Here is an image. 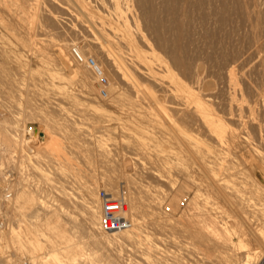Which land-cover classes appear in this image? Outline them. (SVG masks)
Masks as SVG:
<instances>
[{
	"label": "bare ground",
	"instance_id": "obj_1",
	"mask_svg": "<svg viewBox=\"0 0 264 264\" xmlns=\"http://www.w3.org/2000/svg\"><path fill=\"white\" fill-rule=\"evenodd\" d=\"M44 1L45 0H0V42H1V38H2L3 35L16 36V35L24 34L23 36H21L22 43L25 44V45L28 44L29 41L31 40L30 35L33 32V30L35 31L37 26L39 25V27H40V25H41V24H38V23H40V20H41V18L39 17V15H40L39 8H40L41 4L44 5ZM47 1H49V0H47ZM51 1H54V0H51ZM70 1L73 2L75 9L78 11V14H74V12H72L71 10L68 9L69 7L67 8L69 10L68 14L70 15V17H72L74 19H77L78 20L77 22L82 24L87 29V32H90V35H91V33L93 34L94 38H93L92 41L95 43L96 46L100 45V48H102L101 49L102 52L104 54H106L107 57L114 51L113 49L119 50V49H117L115 47H118V46H119V48L122 47L121 45H119L122 42L118 41V42H120L118 44V43L112 42V41H114V40H112L111 41V45L109 46V48H105L104 44H103L105 42L103 40L109 41L110 40L109 39V34L111 35V33H113V35L114 34L117 35L118 37L120 36L124 40V46L126 45L127 49L125 48V50H121L122 51L121 53H117L118 51L115 52L118 55H115L113 53L114 54V58H111L110 60L113 62L114 65L113 64L112 65L115 66V70L117 69L118 72H121V69L124 70L123 73H122V74H124L122 76L124 78L123 85H125V87H127L129 89V92L131 91L130 95L133 96L132 92L136 93V95H137V93L138 94H143L149 101V106L148 107L153 108V109L154 108L158 109L160 107L159 106V102L157 103V100H156L157 98L159 100H161L162 98H166L173 105L174 109L176 110V111L175 110L174 111H175V113H177V115H175L174 117L178 119L177 116L179 114L180 123H178L179 121H177L178 124L174 127V130L172 129L173 134H170L171 132L170 133L164 132L163 127H162L163 125L162 126H160L158 124L154 125L156 128H158V131L160 132V134L161 133L163 134L162 138L154 139V138L145 137L139 131V127L140 126L138 124H132V123H128V122H125V121L124 122H120L119 121L118 123H115V120H117V118L114 117L115 115L113 116L111 114H106V112H104V115L106 114L105 115L106 118L104 117L103 121L102 120L101 121L95 120L97 122H95L92 126L88 125L89 128L85 127L83 124L76 125L74 127L75 128L74 131L72 133H70L68 131L69 133H67V136L65 134L64 137L67 138L69 136L68 139H71V138L73 139L75 137L76 138H79V137L84 138L85 142L86 141L89 142L87 150L85 149L86 151H88L89 155L92 156V157L95 156L97 158H101V160H105V163H106V160L111 159V152H112L111 150H114V151L118 152L117 149L118 148H122V150L125 151V152H121V154L123 153V155H121V159H122L123 165L129 164V163H134L136 166L141 168V171L143 170L152 179H154V178L155 179H161V172L160 171L164 167L162 166L161 170L158 171L157 167H158L159 164L160 165L161 164L169 165L172 169H174L175 174H177V176H179V178L180 177L183 178L182 182L179 181L180 182V186H179L178 190H180V191H178V192L180 193L181 191H187L188 193H192L193 196H192V198H190L191 199L190 202L187 201L188 205L187 206L185 205L187 209L186 210L183 209L184 214H183V217H182V220L180 221V223H174L172 221V219H171L172 217L168 215L170 213L167 214V212L164 211L165 209L163 210V208H162L163 204L165 203V199H166V197L168 195L167 192H165L163 190L161 191V190H158V189L156 190L155 189L156 193L151 194V192L147 188L145 189L144 187H141L139 185L138 189H140V187H141V190H142L141 192L144 191L145 194L147 193L149 195V197L147 195L148 203L145 202V205H144V202L142 203L141 200H138L140 196L139 197L136 196V195H141V192L139 193V191L135 192L133 190L134 194H132V192H131L132 189L131 188L129 189L128 186L126 187L125 184L129 180H126L124 185H123L121 183L122 180H121V182H120L121 184H120L118 181H115L113 179H108V180L105 179L106 185L104 184V186L106 187V189L111 194H113L114 196H125L126 200L128 201V209H127L126 215L131 219L132 225L129 228L123 229V230H120V231L103 232L100 229V220H101V205L100 204H101V199H100V197L98 198V194H99L98 186L101 183H99L97 180L93 179L94 181L93 180L91 181V179H89V178L87 179L86 178L87 180H85L84 185L81 186V184H80L82 191L81 192H79V191L76 192L78 194L76 196L74 195V193H75L74 192L73 193L74 196H73L72 195L73 191H71L70 188L71 189L74 188L75 185L72 184L74 187H72V185H71V187H66V186H64L65 184H61L60 182L64 183L65 181L66 182L68 181L69 177H67L68 175L66 174L65 171H63V169H65L68 166H72L74 163L72 164V161H71L72 159L70 158V156H68V154H70V153L67 154V150L65 149L66 143L58 138V136L56 134L57 132L53 129L52 124L49 121H47V120H45V122H44V124L46 126V132H47V135H46L47 136V141L43 144V143H41L40 140H38V136L40 134L39 127L36 126V127L32 128V129L30 128V130H27V129L23 128L24 127V126H22L23 123L20 121V118L18 117L19 115H16L17 113L16 114H15V112L11 113L13 111L9 112L8 111L9 108L8 109L5 108V109H7L6 111H8V113H5L6 111L3 112V108L2 107H4L3 105H5V103H4V101L2 99H0V139L2 140V142L4 144L3 146H0L1 153L2 154H8V153L10 154L11 153L12 154V155L8 156V160L10 162L12 161L13 164L16 167L18 166L17 167L18 168V172H20L19 171V166L21 165L22 161L24 160L20 156H23V155L29 156L31 160L35 161V162L32 161L33 165L35 166V168L37 167L38 169L41 170L42 174L44 175L43 179L45 178V181L47 183H49L51 186L53 184V181H55V179H56V178H54V177H56V175L54 176V175L50 174L52 172L51 169L46 168L44 166H43L44 168L41 167V164L39 163L40 158L41 159L45 158V160H43V161H46L48 166L51 165L52 166L51 168H54L56 170V172H60V174H61V171H58V170H62L66 174L64 176L67 177L65 179V177L61 174L63 176V178L65 179V181L62 180L63 179L62 176H59V178L60 177L62 178L61 179L62 181L60 180V182H58V184L59 183L60 184L56 185L57 184L56 181L54 182V184L56 185L55 189H57L55 191H58V193L61 195L60 197L63 198L62 200H64L63 202L65 204H67V206L64 205V203H60V204H58L57 202L56 203H49L50 201L48 202L47 200H44L42 202L39 200L37 205L40 208H42V210H43V213H42L43 214V217H42L43 219L40 221V223H36V222L33 223V221H31L32 223H29V224H28V222H29L28 220H27L28 221L27 224L25 223L26 219L24 217H25L26 213L24 212L25 211L24 209L27 207L26 209L28 210L29 209L28 206H33L31 204H34V200H38L36 198V196L39 195V194L35 195L34 192H36V191H32L29 188H27L28 185L27 186L25 185L26 182H25V184L23 186H21L19 184L21 177H20V179L18 178L17 180L14 179L13 182L8 180L7 178H4V181H8L7 183L9 185H8L7 189H4V188H2L0 186V207L2 208V205H4V208H5V206L8 207L11 211H13V214H17L19 212V214H21V217L19 216V218H20V220L22 222L21 223V222L18 221V225L16 227L13 226V225H11V226L7 225V226L10 227L8 229L9 230V235H8L9 238H11L12 241H14V242H18L19 246L18 245L17 246L19 247V250L22 253H24L25 250L34 253L35 249L43 247L42 244H41V239H43L44 236H41V235H45L46 238H45V241L44 240L43 241L47 242V244H49L47 246H49L50 249L47 250L42 257H40L38 255H32V259L30 260V262H28L26 260L24 261L22 259V257H21L22 254L18 255V253L15 254L16 255L15 257L11 256L12 257L11 260L6 262V261H4V260L2 261L0 259V262L2 264H41V262L43 263L45 261L48 264H187V263H185V261H184V263L181 262V258L182 257H179V254H177L176 251H173V249L169 250L167 247L166 248L165 247H161L159 244L163 243V242H165L166 244L172 245L173 247H177V248H178V246L180 244H185L187 246V248L189 247L190 249H186L187 253H182V254H187V255H189L192 258L191 261L194 260V263L191 262V264H253L254 262L252 260H253L254 256H260L259 258H261V256H262L263 259H264V236H261V235L260 236H256V235L253 236V239L255 241H257L258 245L256 247H249L248 244L245 242L244 235L246 233L245 234H239L238 237H237V234L235 236L234 232H236V231L232 229L233 227H231V224H233V223H230L231 222L230 218H227L226 215H225L227 213L226 210H232V213H233V212H235L236 208H239V206H240V208L244 209L246 206L244 204V207H243L241 202H243V200H244V202H246V204H247L249 202V200H250L249 198H251V199L253 198L252 196L249 197V195H248L249 198L246 196L247 197L246 199H249L248 202L245 201V199H243V200H242V198L240 199V197L243 196L244 193H241L242 195L241 194L239 195V192L241 190L239 183H240V180L242 181L243 179H245V181H246V178H244V174H245L248 177H251L252 180L255 181L256 185H257L258 179L254 175L255 172L253 174L250 171L251 169H249V166H250V164L252 163V160H253V157H252L253 153H252L251 150H254L256 152L257 156H260L259 158H261L262 160L264 159V157L262 158L261 156H264V154L261 155L260 151L256 148L258 146L255 147V145L252 144L253 142L251 141L250 134H248V132H245L243 130L242 126L237 128V127H232L233 125L231 126V124H230V126L228 124L226 125L219 117H214L212 115L211 109L214 108V107H211V105H210L212 103V100H211L212 98H210L206 94H201V92L199 93L197 90L193 89L197 85V83H196L195 86H190V84L187 83L188 80H186V79L189 76H187L186 72L189 73V75H190L191 71H185L184 69L183 70L185 72L183 70H181L179 72L175 71V69H174L175 65H177L176 69L178 68V70H179V68L181 66H184V62H183L182 58H180L182 60H177L181 56V54H180V56H179V54H175V57L179 56L178 58H175L174 56L171 55L172 58L174 57L176 59V60H174V61H176V63H174L173 61H171V59L169 60L167 58V57L171 58L170 55L166 57L165 55L163 56V54H161L163 51L165 52V50L167 48L170 50V46L167 47V48L165 47L166 49L164 48L165 50L163 49V51L160 53V51H158L160 49L159 43H158V48H157L156 47L157 45L155 46L154 42L151 41L152 38L151 39L149 38L150 35L148 36V34L145 33L144 29L139 24V16H140L141 12H142V15L143 14L146 15L148 13L147 14L148 15L147 18H150L149 16L151 14L149 12H147L146 10H149L147 8L149 6H151V5H153L151 3L156 2V1L155 0H70ZM157 1H159V0H157ZM196 1H197L196 3H200L198 0H196ZM65 2L66 1H64V3ZM133 2H135L136 8H133L134 7L133 6L134 5ZM171 2L173 3L172 0H171ZM187 3L189 4L190 2L187 1ZM50 5H52V4H50ZM174 5H175V3H174ZM186 5L187 4H185L184 7L188 6V5L187 6ZM153 6H155V5H153ZM160 6L158 5V6L153 7V10L156 7H160ZM167 6H169V5H167ZM167 6H165V7H167ZM51 7H55V6L53 5ZM182 8H183V3H182ZM189 8L190 7H188L187 10H186V8H184L183 10L184 11L186 10V11L189 12V10H191V8L190 9ZM198 8L200 9L201 7H198ZM222 8H223V6H222ZM183 10L181 9V11H183ZM49 11H48V14H49ZM137 11H139V12H137ZM145 11H146V13H145ZM169 11H172V10L170 9ZM174 11H175V9H174ZM252 11H254V9ZM162 12H163V10H162ZM46 13L42 14V16L46 15ZM55 13H56V11H55ZM153 13H155V12H153ZM184 13H187V12H184ZM50 14H51V12H50ZM189 14H191V13H188V15ZM163 15H165V14H163ZM167 16L168 15H166V17ZM46 17L47 16H45L44 19H46ZM173 17L174 16H172V18ZM177 17L178 16H176V18ZM190 18H191V15H190ZM63 19H61V20H63ZM152 19H155V18H152ZM157 19H158V17L156 18V20ZM166 19H168V18H166ZM166 19H164V20H166ZM61 20H59V23H60ZM131 20H132V22H131ZM52 21L53 22L55 21L57 23V24L56 23L55 24L58 27V25H59L58 24V20L56 18H54ZM161 21L162 20L160 19V22ZM169 21H171V18H170ZM173 21H175V19H173ZM182 21H184V20H182ZM182 21H180V22L178 21L177 24L181 23ZM42 22H43V24H45L44 21H42ZM45 22H46V20H45ZM79 23H78V25H79ZM155 23H157V22H155ZM166 23H168V22H166ZM171 23H172V21H171ZM180 25H182V24H180ZM43 26H45V25H43ZM43 26H42V28H39V30L46 27V26L45 27H43ZM59 27H61V23H60ZM48 28H49V26H48ZM37 29H36V31H37ZM164 29L166 30L168 28L165 26ZM150 30H152V28ZM156 30H159V28L158 29L156 28ZM171 30L173 31V28ZM179 30H181V29H179ZM38 31H37V33H38L37 36L39 35ZM47 31H49V29ZM84 31H81V32H84ZM167 31H169V30H166V32ZM177 31H178V29H177ZM159 32L161 33V31H159ZM169 32H168V34H169ZM163 33H165V32H163ZM180 33L177 34L178 37H179V35H182V33L181 34ZM165 34H167V33H165ZM183 34H185V33H183ZM246 34H247V32H246ZM54 35H56V34L54 33ZM78 35H80V34H78ZM170 35H172V34L170 33ZM173 35L175 36L176 34H173ZM164 36H166V35H164ZM174 36H172V37H174ZM182 36L185 37V35H182ZM182 36L180 37V39L182 38ZM41 38H39V39H41ZM167 38L170 39L169 37H167ZM53 39H55V38H53ZM65 39H67V38H65ZM99 39H102L103 43H101L99 41ZM163 39H164V37L162 38V40ZM180 39H178V41ZM152 40H154V39H152ZM164 40L167 41L166 38ZM40 41H42V40H40ZM40 41H38V42H40ZM135 41L136 42L137 41L140 42L139 45L135 44L134 43ZM154 41L156 42V40H154ZM38 42H36V43H38ZM45 42L48 43V40L45 41ZM168 42H170V40ZM171 42H172V44H175V42H177V39H176V41L174 43H173V41H171ZM62 43H63V40H62L61 44ZM88 43L90 45L89 40H88ZM88 43H87V48H88ZM164 43H165V41H164ZM179 43L175 44V45H178V46L180 44L184 45V43H180V44ZM2 44L0 43V86H1V83L6 82L5 84L9 85V87L8 86L7 87L9 88V91L12 93V92L16 91L20 87L19 84L21 85V83L23 82L22 80H21L22 82H20L18 80L20 83L18 82V84H17L16 81H15V78L12 77L14 74L11 75L13 69H17V68L21 67L20 66V60L18 59L19 57H16V56L12 57V54H14V53L11 52V55H10L8 53L10 49H8L5 45H2ZM51 44H53V46L56 45L54 41ZM58 44H60V42ZM160 44H161V42H160ZM66 45L62 46L64 49L61 46H55L53 48V50L56 53L55 55L58 58L59 64L61 63L60 65H57V66H61L62 64H64L65 67L67 66L68 67L67 69H69L67 72L66 71H61V70H65L66 69V68L65 69L62 68L63 65L61 66L62 69L61 68H58V69L54 68L53 69V68H51L49 66V65H51L50 61L48 62V60H46L44 58L41 59V61H42L41 65L44 64L48 68V70H50L48 72V74H49V76H50L52 81H51V83L49 82L51 84L50 85L51 87L49 86L48 88L51 91L55 90L56 87L58 86L57 85V80L60 81V82H61V80H67L68 81V79L70 81L73 78H81L82 80L83 79L86 80V78H87V80H88L87 72L89 71V69L86 67V65L89 64V62L86 61L87 64H85L86 62L83 61V60H85L84 59V54L75 45H72V47H71V43L68 44L71 47V50H69L68 49L69 47H67V49L70 51V54L73 52L74 55H76L79 60H82L81 64H79L77 62V60H76V62H75L76 64H75L73 62V61H75V59L73 60L69 56L68 52L65 51V48H66L65 46ZM170 45H171V43H170ZM42 46H44V44ZM162 47H163V45H162ZM181 47L178 48V50L181 49ZM50 48H46L45 47V50L48 49L50 51ZM173 48H171V49H173ZM24 49H25V47H24ZM168 49H167L168 52L166 54H169V50ZM188 49L190 50L191 47H189ZM51 50H52V48H51ZM182 50H186V48H182ZM32 51H33V49H32ZM34 52H36V51L34 50ZM186 52L188 53V50ZM190 52L191 51H189L188 54H190ZM59 53L64 56L63 57L64 60L61 59V57H59V55H58ZM179 53H182L184 55L183 52L179 51ZM71 56H73V54ZM188 56L189 55H186V57H188ZM98 57H99V55H98ZM116 57L119 58V60ZM182 57H184V56H182ZM186 57H184V59ZM189 57L191 58V56H189ZM74 58H76V57H74ZM115 58H116V60L118 62L115 60ZM35 59H37V58L35 57ZM10 60L13 61V64L11 63ZM8 61L13 66L9 65L10 66L9 67L8 65H5V64H7L6 62H8ZM186 61H188V60H186ZM192 63L194 64L195 62H192ZM99 64H98V66H99ZM113 66H111V69H112ZM189 66L187 67L188 69H189ZM104 67H106V65ZM104 67H102V68L104 69ZM184 67H186V66H184ZM184 67H182V68H184ZM194 67H195V65L192 66V68H194ZM11 68H13V69H11ZM187 68H185V69H187ZM192 70L195 71L194 69H192ZM17 71H18V69H17ZM104 71H103V73H104ZM128 71L130 72V75H129V77H126L125 74L126 73L128 74ZM193 71H192L193 75L197 73V72L195 73ZM18 73H21V72H18ZM89 73H91V72H89ZM117 75H118V73H117ZM117 75L115 77H117ZM118 76H120V74ZM122 77H121V79H123ZM33 78H34V76H33ZM36 78H38V77L36 76L34 78V80ZM91 78H92V76H91ZM225 78H227V77H225ZM72 81H70V82H72ZM60 82H58V83H60ZM191 82H193V81H191ZM41 83H42V81H41ZM85 84H87L86 81H85ZM115 84L117 85V83H115ZM23 86H24V84H23ZM58 87H60V89H61V86H58ZM118 87H119V84H118ZM34 88L35 89L37 88L36 85H35ZM34 88H33V90H35ZM43 89H45V88H43ZM30 90H28V91L30 92ZM69 90H70V87H69ZM203 90H202V92H203ZM39 91H41V89ZM95 91H96V89H95ZM18 92H20V91H18ZM36 92H35V94H37ZM204 92L206 93V91H204ZM262 92H264V91H262ZM39 94H40V92H39ZM30 95L32 96V93ZM136 95L134 94L133 97L136 98ZM115 96H116V94H115ZM138 96L140 97V95H138ZM39 97H41V96H39ZM50 97H52V96H50ZM117 97H118V95H117ZM117 97L116 98H110L109 100L107 99L108 103L112 104V105H114L116 107L124 108L125 105L128 104L125 101L126 99L122 100V99H120L121 97H119V98H117ZM133 97H131V99ZM32 98H33V96H32ZM42 98H43V95H42ZM142 98H144V97H142ZM129 99H130V97H129ZM32 100H30V101H32ZM27 101H28V99H27ZM63 101H64V99H63ZM128 101H130V100H128ZM231 101L232 100H230V102ZM35 102H36V100H35ZM137 102H139V101L137 100ZM6 103H8V102L6 101ZM135 103H134V100H133L132 102L130 101L129 104H130V106H135V105L139 104V103H136V104ZM36 104H37V102H36ZM98 105H99V103H98ZM250 105L252 106V104H250ZM250 105H249V107H250ZM142 106H140V107H142ZM7 107H8V105H7ZM47 107H48V105H47ZM210 107H211V109H210ZM220 107L222 108V106H220ZM227 107H228V105H227ZM48 108H50V107H48ZM237 108H238V106H237ZM28 109H29V106H28ZM54 109H56V108H54ZM127 109H131V108H127ZM171 109L172 108H170V110ZM214 109H216V108H214ZM44 110H45V108H44ZM69 110H71V109L69 108ZM14 111H16V110H14ZM60 111H61V109H60ZM60 111H58V114H59ZM87 111H89V110H87ZM51 112H53V111H51ZM91 112H92V114H95L96 118H97V116H99V117L104 116L103 114H101V113L99 114V112L95 111V110L91 111ZM215 112L216 111L214 110V114H215ZM54 113L56 114V112H54ZM54 113H53V115H54ZM27 114H29V113L27 112ZM81 114H83V113H81ZM24 116L26 117V115H24ZM29 116H30V114H29ZM74 116H75V114L72 117H74ZM79 116H81V115H79ZM50 117H51V115H50ZM58 117H59V115H58ZM220 117L223 118V116H220ZM36 118H37V116H36ZM249 118L251 120L250 116H249ZM249 118H246V119H249ZM21 119L23 120L24 118H21ZM65 119H66V117L64 118V120ZM240 119H241V117H240ZM244 119H245V117H244ZM81 120H82V118H81ZM92 120H94V119H91L90 123H92ZM225 120H228V119H225ZM235 120H237V119H235ZM58 121L60 122V120H58ZM170 121H172V120H170ZM249 121H248V123H249ZM228 122H229V120H228ZM242 122H244V121H242ZM70 123H71V121H70ZM84 123H85V121H84ZM245 123H247V122H245ZM112 124L113 125L116 124L115 125L116 132L114 131V129L109 128V126H113ZM166 124H168V123H166ZM173 124H174V122H173ZM260 125L261 124H259L258 126H260ZM188 127H193V128L197 127V128L204 129L206 131V133H207V135H208L210 140L207 141V140L201 139V137H198V135H196L195 132H194V131L197 130V128L195 130H192L193 128L190 129ZM251 128H249V129H251ZM189 129L192 130L194 133L191 132ZM170 130H171V128H170ZM114 132L120 138H121V136H124V138L125 137L127 138V136H130V140H125L126 138L123 139V137H122L123 141H122V143H120V145H118L116 142H114V139L117 137V136H113L112 135ZM159 132H157V133H159ZM198 132H200V129H199ZM202 133H203V131H202ZM202 133L200 132V134H202ZM203 135H205V134H203ZM205 136H204V138H206ZM257 140H258V138H257ZM259 141L260 140H258V142ZM75 143H76V141H75ZM77 143H78V141H77ZM71 145H73V144H71ZM78 145H79V143H78ZM17 146H19L18 150L15 149ZM259 148H260V146H259ZM178 149L180 150L181 154H179L180 152L177 151ZM73 150H74V148H73ZM16 151L17 152L18 151L19 152H23L24 151L20 155H17L16 158L19 159V160H15L16 158L13 159L16 156V153H15ZM77 151H78V149H77ZM82 151L84 152L83 149H82ZM238 151H240V153H242L243 159L245 160L244 163H242L243 161L241 162L242 164H245V166L243 165L244 168L246 169L245 171L243 170L244 168L241 167L242 165L239 166L240 164H238V161L235 160V157H236V159H237V157L240 158V154L238 156V153H239ZM78 153H79V151H78ZM129 153H132V154H129ZM140 153H141V155L139 156ZM115 154L118 157V154L117 153H115ZM114 155H113L112 158H114ZM41 156H43V157H41ZM81 157H83V156H81ZM115 159H117V158H115ZM43 161H42V163H43ZM79 161H82V160H79ZM116 162L118 163L119 161H116ZM1 163H2V160L0 159V165H1ZM110 163H111V161H110ZM109 164H107V165H109ZM114 164L117 165L116 163H114ZM56 165H58V166H56ZM166 165H164V166H166ZM97 166H99V165H97ZM102 167H103V165H102ZM117 167L121 168L120 165L117 166ZM111 168H110V170H111ZM166 168H167V166H166ZM93 169H95V168H93ZM113 169H115V168H113ZM164 169H163V172H164ZM67 170H68V168H67ZM89 170H91V169H89ZM117 170L119 171V169H117ZM36 171H35V173H36ZM135 171H136V169H135ZM119 172L122 174L121 171H119ZM119 172L117 174H119ZM129 172H131V171H129ZM174 172H173V175L176 178ZM2 173H5V172H2ZM21 173H23V172H20V174ZM38 173H39V171H38ZM88 175H89V173H88ZM115 175H116V173H115ZM169 175L170 174H168V176ZM242 175H243V177H242ZM39 176H41V175H39ZM71 176H73V175H71ZM90 176H92V175H90ZM130 176H131V174L129 175V177ZM126 177H128V176H126ZM139 177H138V179H139ZM93 178H95V177H93ZM102 178H104V177H102ZM171 178H168V179H171ZM123 179H125V177ZM99 180L102 181L103 179L101 180L99 178ZM173 180H174V178H173ZM177 180H181V179L177 178ZM105 181H104V183H105ZM142 181L143 180H141V182ZM159 182L161 183V181H159ZM173 182L172 183L170 182V183L174 184ZM248 182H251V181H248ZM132 183H134V181H132ZM54 184H53V186H54ZM134 184H132V185H134ZM154 184H155V181H154ZM253 185H251V186H253ZM2 186H3V184H2ZM68 186H69V183H68ZM161 186L162 185L160 184V187ZM136 187H137V185H136ZM136 187H135V189H136ZM249 187H250V185H249ZM123 188H127V190H124ZM248 188H246V189H248ZM76 189H78V188H76ZM243 189H244V187L242 188V191L245 190V189L244 190ZM250 190H251V192L253 191L252 188ZM10 191H12V193H9ZM174 192H176V191H174ZM179 193H174L173 197H170L172 199L170 201H168V202H170V204L174 205L176 203V197H177V195ZM248 193H250V192H248ZM257 193H259V192H257ZM141 197H143V196H141ZM141 197H140V199H141ZM190 197H191V195H190ZM99 199H100V201H99ZM180 199L182 200V198H180ZM239 199L242 200V201L240 202ZM139 201H140V203L138 204ZM73 203L76 206L81 207V209H82L81 212L82 213H80V212H78V213H80V215L83 217V219H81V217H79L78 214L77 215L73 214V212H75V211H72L71 208L69 207ZM146 203L148 204V206H147V208H144L147 205ZM251 203H252V200H251ZM251 203H249V205H251ZM254 204L255 203L253 202V205ZM139 205H141L143 208L141 206L139 207ZM249 205H247V206H249ZM140 208H142V209L140 210ZM258 208L259 207L257 206V211H256V210H254L255 208L254 207L252 208V205H251V209H253L252 211H254L255 213L254 212H251V213L249 212V215L250 214L252 215V213L256 214V212L259 211ZM247 210L245 208V211H246L245 213H247ZM261 210H263V209H261ZM261 210H260V212H261ZM260 212H258V213H260ZM5 213L6 212H4V214ZM7 213H8V211H7ZM24 213H25V215H24ZM37 213H38V211H37ZM228 213H230V212H228ZM243 213H242V215L244 216ZM261 213H263V212H261ZM0 214H1V212H0ZM2 214H3V212H2ZM19 214H17V215H19ZM237 216H239V215H237ZM6 217H8V216H6ZM259 218H260V216H259ZM7 219H9V217ZM239 220H240V222L243 221L241 219V217H240ZM245 220H247V216H246ZM248 220H249V218H248ZM5 221H6V219H5ZM23 221H24V223H23ZM11 224H12V222H11ZM241 225H242V223H241ZM76 228H81L80 229L81 231L78 232L80 234H77V232H76L77 229ZM148 228L149 229L153 228V229L161 231V232H162V230H164L166 228L182 229V232H183V230H185L186 233L188 231L190 233V235L193 236L192 240H194V241L193 242L187 241L188 239H183V237H182V239H179L178 237H174L173 235H171V236L170 235L158 236L156 238H153V237L150 236V232H149ZM260 230H261V228H260ZM170 231H171V229H170ZM1 232H2L1 234H4L3 230H1ZM168 233H169V231H168ZM87 236H90V238H92V243L94 244L95 247L96 246H98V247L99 246H105V248L106 247H108V248L112 247L111 249H113V247L116 244H118V242L121 241L122 239L133 240V243H134V240H136L140 244V246H138V248L140 247V250H139V252L136 253L138 259H135V260L128 259V260H126L123 257V255L125 253L122 255V253H120V252H114L113 254H110L108 256L109 260L107 262H105V261L101 262L97 258V256H93V258L86 257L84 252H83V249L87 248V247H85V245H87V244H85V242H86L85 238ZM251 236H252V234H251ZM182 240H184V241L186 240L185 243H183ZM248 240H251V237H248ZM137 242H136V244H137ZM136 244L134 243V245H136ZM191 244L194 245V246H191ZM172 246H170V248ZM181 246L178 249H181ZM14 247H15V245H14ZM108 248H106V249L108 250ZM99 249L101 250L100 247H99ZM93 250H95V249H93ZM182 250L184 251L185 249H183V247H182ZM95 251H97V250H95ZM1 253H2V251H1ZM90 253L92 254V251ZM94 254L97 255L96 253H94ZM94 254H92V255H94ZM180 254H181V252H180ZM89 256H90V254H89ZM128 257H129V255H128ZM42 258H43V261L41 260ZM191 258H189V260ZM189 263H190V261H189ZM257 264H264V261L261 262V263H257Z\"/></svg>",
	"mask_w": 264,
	"mask_h": 264
},
{
	"label": "rangeland",
	"instance_id": "obj_2",
	"mask_svg": "<svg viewBox=\"0 0 264 264\" xmlns=\"http://www.w3.org/2000/svg\"><path fill=\"white\" fill-rule=\"evenodd\" d=\"M46 1V2H45ZM44 1V5L41 4L39 10H40V15L42 16V14H45L46 12V15H43L42 17L39 15V17L41 18L40 20V23L38 24H41L40 27L39 25L37 26V31L39 30V28H43V29H40L38 32H39V35L37 36V31L35 29V31L33 30V32L31 33L30 37H31V40L29 41L28 44H23L22 43V40H21V36H23L24 34H21V35H16V36H13V35H3L2 38H1V44L2 45H5L9 50V54L11 55V52L14 53L12 54V57L16 56V57H19L18 59L20 60V66L22 67H19L17 69H13L12 70V74L13 75L12 77L15 78V81L16 83L18 84V82H22L24 84L21 83V85L19 84V88L14 91V92H10L9 91V85L8 84H5L6 82L4 83H1V86H0V99H2L5 103V105H3L4 107L3 108V112L6 111L8 108V111L11 112V113H14L16 115H19L18 117L20 118V121L23 123L22 126H24L23 128L27 129V130H30V128H34L36 126L39 127L40 129V134L38 136V140L41 141V143H45L47 141V132H46V126L44 124L45 120L49 121L52 126H53V129L57 132V136L60 140H62L63 142L66 143L65 145V149L67 150V154L68 156H70V158L72 159V166H68V167H64L65 169H63V171L66 172V174L68 175L67 177H69L68 181L66 182L65 179L67 177H65L64 175H66L62 170H58V171H61V174L65 177V179L63 178V176L60 174V172H56V170L54 168H51L52 166H48L46 161H43L45 160V158L41 159L40 158V161L39 163L41 164V167L44 168H49L51 169V175H56V178L55 181H56V185H59L60 183L61 184H65L64 186L66 187H71V185H75V187L72 185V187L74 188H70L72 192V195L74 193V195H78L76 192H81L82 189H81V186L84 185V182L85 180H87L88 178L91 179V181L94 179V180H97L99 183V186H98V192L100 189L102 188H106L104 186V184L106 185V180L108 179H113L115 181H118L119 183L121 182L122 180V184L124 185L125 181L126 180H129L128 182L130 183H126V187L128 186L129 189L131 188V192L132 194H134L133 192L135 191H139V193L142 191L141 190V187H144L145 189L147 188L151 194L153 193H156V190H163L165 192L168 193L166 199H165V203L163 204V210L165 212L170 213L168 214L169 216H171L172 218V221L174 223H180V221L182 220V217H183V214H184V211L183 209H187L186 206L188 205V202H190V198H192L193 194L192 193H188L187 191H181L180 193L178 191L179 189V186H180V182H182L183 178H179V176H177V174H175L174 172V169H172L169 165H166L164 166L163 164H159L158 165V171L161 170L162 166L165 168L164 169V172H163V169L160 171L161 172V179H152L151 177H149L143 170L141 171V168H139L138 166H136L134 163H129V164H125L123 165L122 163V159H121V155H123V153L121 154V152H125L122 150V148H118L117 151H114V150H111V159H108L106 160V163H105V160H101V158H97V157H92L89 155L88 151L87 150V147H88V141H84V138L82 137H79V138H71V139H68L69 136L66 138L64 137L65 134L67 136V133H72L74 131V127L76 125H80V124H83L85 127H88L89 126H92L95 122L97 121H103L104 120V117L106 118V114H111V115H115L114 117L117 118V120H115V123H118L119 121L120 122H128V123H132V124H138L140 127H139V131L145 136V137H148V138H154V139H160L162 138V133L160 134V132L158 131V128H156L154 125H160L163 127V130L164 132H168L170 134H173V131L172 129L174 130V127L180 123V120H179V114H178V119L175 118L174 116L177 115V113H175V109L173 107V105L166 99V98H162L161 100H159L158 98L156 99L157 100V103L159 102V108H150L148 107L149 106V101L148 99L143 95V94H138L136 95V93L132 92V95L134 96V94L136 95V98L131 96L130 92H129V89L127 87H125V85H123V82H124V78L122 77L124 74L123 73V69H121V72H118L117 69L115 70V66H113V62L110 60L111 58H114V54L115 55H118L116 54L115 52L117 53H121L122 51L121 50H125L126 48V45L124 46V40L119 36L117 35H113V33H111V35L109 34V41H105L103 40L105 43H103L102 39H99V41L101 43L104 44V47L105 48H109V46L111 45V41L114 42V43H120L119 45H121L122 47L119 48L118 47H115L119 50H116V49H113L114 51L107 57L106 54H104L102 52V48H100V45L99 46H96L95 43L92 41L93 40V34L91 33L90 35V32H87V29L82 25L80 24L79 22H77L78 20L77 19H74L72 17H70V15L68 14L69 13V10H71L72 12H74V14H78V11L75 9L74 7V4L72 1L70 0H54V1H47L45 0ZM64 1H66L64 3ZM156 2H153L151 4L155 5V6H160L161 4V8L160 7H156L154 10H153V5L149 6L147 9L149 10H146L147 12H149L150 14V18H147V14L146 15H142V12L139 16V24L142 26V28L144 29L145 33L148 34L149 38L151 39H154L156 40V42L154 40L151 39L152 42H154L155 46L158 48V43H159V47L160 49L158 51H160V53L163 51V49L166 47H169L170 46V50H169V54H166L168 51L167 49L165 50V52L163 51L161 54H163V56L165 55L166 57L167 56H174L175 57V54H181V56H177L175 58H178L177 60H182L183 59V62H184V66H181L178 70V68L176 69L177 65H175V71H181V70H185V71H191L190 75L189 73L186 72L187 76H189L186 80L188 84H190V86H195L196 83L197 85L193 88L195 90H197L199 93L201 92V94H206L208 95L210 98H212V103L210 104L211 107H214L211 109V112H212V115L214 117H219L226 125L228 124L232 127H240L242 126L243 130L245 132H248V134H250V137H251V141L253 142L252 144L258 147H256L261 155L264 154V0H198L200 3H196L197 1L195 0H172L173 3L171 2V0H155ZM163 1V2H162ZM186 3H185V2ZM190 2L189 4L187 3ZM207 1V2H206ZM214 1V2H213ZM248 1V2H247ZM68 2V3H67ZM170 2V3H169ZM252 2V3H251ZM43 3V2H42ZM67 3V4H66ZM134 3V7L133 8H136V4L135 2ZM175 3V5H174ZM177 3V4H176ZM182 3H183V8H182ZM203 3V4H202ZM52 4V5H50ZM66 4V5H65ZM157 4V5H156ZM164 4V5H163ZM179 4V5H178ZM187 4L186 6L187 7H184V5ZM201 4V5H200ZM55 6V7H51V6ZM169 5V6H167ZM174 5V6H173ZM190 5V6H189ZM196 5V6H195ZM198 5V6H197ZM247 5V6H246ZM167 6V7H165ZM223 6V8H222ZM51 7V8H50ZM69 7V8H68ZM190 7L191 10L186 11L187 8ZM198 7H201L200 9ZM226 7V8H225ZM255 7V8H254ZM261 7V8H260ZM57 8V9H56ZM69 10H68V9ZM186 8V10L184 11L183 9ZM189 8V9H190ZM249 8V9H248ZM50 11H49V10ZM161 11H160V10ZM172 10V11H169V10ZM175 9V11H174ZM180 9V10H179ZM181 9L184 11V12H187V13H184L183 11H181ZM254 9V11H252ZM44 10V11H43ZM163 10V12H162ZM179 10V11H178ZM48 11H49V14H48ZM56 11V13H55ZM145 11V13H146ZM45 12V13H44ZM51 12V14H50ZM139 12V11H137ZM155 12V13H153ZM165 12V13H164ZM183 12V13H182ZM246 12V13H245ZM254 12V13H253ZM162 13V14H161ZM168 13V14H167ZM188 13H191L188 15ZM256 13V14H255ZM49 16H48V15ZM56 14V15H55ZM165 14V15H163ZM171 14V15H170ZM186 14V15H185ZM246 14V15H245ZM51 15V16H50ZM53 15V16H52ZM153 15V16H152ZM166 15H168L166 17ZM178 16L176 18V16ZM190 15H191V18H190ZM46 17V19H44ZM60 16V17H59ZM146 16V17H145ZM158 17V21L156 20V18ZM161 16V17H160ZM164 16V17H163ZM172 16H174L172 18ZM180 16V17H179ZM189 16V17H188ZM247 16V17H246ZM251 16V17H250ZM255 16V17H254ZM50 17V18H49ZM53 17V18H52ZM39 18V19H40ZM54 18H56L58 20V27H57V23L54 21H52ZM63 20H61V19ZM152 18H155V19H152ZM162 20L160 22V19ZM166 20H164V19ZM171 18V21H169ZM190 18V19H189ZM52 19V20H51ZM151 19V20H150ZM173 19H175V21H173ZM46 20V22H45ZM59 20L60 23H61V27L60 26V23H59ZM153 20V21H152ZM177 20V21H176ZM184 20V21H182ZM263 20V21H262ZM45 24H43V22ZM151 21V22H150ZM165 21V22H164ZM180 22L182 21L181 23H178L177 22ZM132 22V20H131ZM150 22V23H149ZM153 22V23H152ZM157 22V23H155ZM168 22V23H166ZM56 23V24H55ZM79 23V25H78ZM184 23V24H183ZM149 24V25H148ZM182 24V25H180ZM249 24V25H248ZM53 25V26H52ZM83 27H82V26ZM156 25V26H155ZM49 26V28H48ZM72 26V27H71ZM148 26V27H147ZM150 26V27H149ZM166 26L168 29L166 30H169L166 32V30L164 29V27ZM177 26V27H176ZM53 27V28H52ZM81 27V28H80ZM175 27V28H174ZM180 27V28H179ZM152 28V30L150 29ZM156 28L159 30H156ZM173 28V31L171 30ZM260 28V29H259ZM46 29V30H45ZM49 29V31H47ZM85 31H84V30ZM178 29V31H177ZM181 29V30H179ZM45 32H44V31ZM80 30V31H79ZM154 30V31H153ZM165 30V31H164ZM176 30V31H175ZM41 31V32H40ZM48 33H47V32ZM81 31H84V32H81ZM161 31V33L159 32ZM167 33H163V32ZM183 31V32H182ZM45 34H44V33ZM51 34H50V33ZM56 35H54V33ZM87 32V33H86ZM169 32V34H168ZM178 32V33H177ZM182 33V35H185L182 36V35H179V37L177 36V34L179 33ZM247 32V34H246ZM160 33V34H159ZM170 33L172 35H170ZM180 33V34H181ZM185 33V34H183ZM36 34V35H35ZM44 34V35H43ZM48 34V35H47ZM50 34V35H49ZM80 34V35H78ZM84 34V35H83ZM88 34V35H87ZM173 34H176L175 36ZM35 35V36H34ZM47 35V36H46ZM87 35V36H86ZM113 35V36H112ZM164 37V39L166 38V40H162V36ZM166 35V36H164ZM34 36V37H33ZM55 36V37H54ZM60 38H59V37ZM79 36V37H78ZM153 36V37H152ZM171 36V37H170ZM174 36V37H172ZM177 36V37H176ZM182 36V38L180 39V37ZM247 36V37H246ZM42 37V38H41ZM67 39H65V38ZM78 37V38H77ZM155 37V38H154ZM167 37H169L170 39H168ZM13 38V39H12ZM41 38V39H39ZM55 38V39H53ZM113 38V39H112ZM177 39V42L176 39ZM252 38V39H251ZM16 39V40H15ZM45 39V40H44ZM57 39V40H56ZM119 39V40H118ZM178 39H180L178 41ZM35 40V41H34ZM42 40V41H40ZM48 40V43L45 42ZM60 40V41H59ZM63 40V45L61 44ZM88 40L90 42V45L88 43ZM170 40V42H168ZM183 40V41H182ZM253 40V41H252ZM16 41V42H15ZM40 41V42H38ZM54 41L55 42V46H64V45H68L69 43H71V47L72 45H75L76 47H78L81 52L84 54V59L83 61H88L89 64H87V62L85 64L86 67L89 69V71L87 72V77H88V80L86 78L85 79H81V78H73L71 79L70 82L69 79L68 81L67 80H61L58 81L57 80V85L58 86H61V89L60 87H56L55 90H50L48 87L51 85V78L48 74V72L50 70H48V68L42 64L41 65V59L44 58L46 60H48V62L50 61L51 65H49L51 68H55V69H58V68H62L65 69V70H61V71H68L69 69H67L68 67L64 64H62L61 66H57V65H60L59 62H58V58L57 56L55 55L56 53L54 52L53 48L55 46H53V44H51L52 42ZM60 44H58L59 42ZM65 41V42H64ZM120 41V42H118ZM165 41V43H164ZM175 42V44H178L179 42L180 43H184L183 44H180L179 46L178 45H175V44H172ZM256 41V42H255ZM38 42V43H36ZM92 42V43H91ZM163 47H162V45ZM186 42V43H185ZM19 43V44H18ZM40 43V44H39ZM46 43V44H45ZM87 43H88V48H87ZM135 44L139 45L140 42H134ZM157 43V44H156ZM171 43V45H170ZM35 44V45H34ZM44 44V46L46 48H50V51L48 49L45 50V47L42 46ZM188 44V45H187ZM29 45V46H28ZM65 46V51L68 52L69 56L75 61H73L74 63L77 62L79 64H81L82 60H79L78 57L76 55H74V53L72 52L70 54V51L71 50V47L68 45V46ZM79 45V46H78ZM83 45V46H82ZM85 45V46H84ZM186 45V46H185ZM193 45V46H192ZM254 45V46H253ZM42 48H41V47ZM49 46V47H48ZM90 46V47H89ZM92 46V47H91ZM124 46V47H123ZM175 46V47H174ZM25 47V49H24ZM44 47V48H43ZM67 47H69L67 49ZM94 47V48H93ZM100 49H99V48ZM174 47V48H173ZM178 50V48H180ZM191 47V49L189 50L188 48ZM35 48V49H34ZM63 48V47H62ZM96 48V49H95ZM98 48V49H97ZM173 48V49H171ZM182 48H186V50H182ZM33 49V51H32ZM42 49V50H41ZM64 49V48H63ZM67 49V50H66ZM86 49V50H85ZM93 49V50H92ZM127 49V48H126ZM34 50L37 52H34ZM188 50V53L189 51L190 54H188L186 51ZM29 53H28V52ZM54 53H53V52ZM86 51V52H85ZM120 51V52H119ZM174 51V52H173ZM177 51V52H176ZM180 52H183L184 55L182 53H179ZM185 51V52H184ZM41 52V53H40ZM85 52V53H84ZM100 54H99V53ZM102 52V53H101ZM171 52V53H170ZM114 53V54H113ZM49 54V55H48ZM53 54V55H52ZM73 54V56H71ZM95 54V55H94ZM174 54V55H173ZM52 55V56H51ZM59 57H61V59L64 60V56L62 54H58ZM86 55V56H85ZM89 55V56H88ZM99 55V57H98ZM101 55V56H100ZM186 55H189L191 56V58L188 56L186 57ZM169 58L167 57L169 60L171 59V61H173L174 63H176V60L174 57L172 58ZM186 57L185 59L188 60L186 61L184 59V57ZM32 57V58H31ZM34 57V58H33ZM35 57L37 59H35ZM106 57V58H105ZM108 58V59H107ZM117 58V57H116ZM115 58V60H116ZM182 58V59H180ZM189 58V59H188ZM95 59V60H94ZM119 60V58H117ZM34 60V61H33ZM101 60V61H100ZM105 62H104V61ZM108 60V61H107ZM186 62H185V61ZM11 61V60H10ZM117 61V60H116ZM104 62V63H103ZM118 62V61H117ZM191 62V63H190ZM192 62H195L194 64ZM7 64L5 65H11L13 66V61H11L12 64H10V62H6ZM77 63V64H78ZM100 63V64H99ZM76 64V63H75ZM99 64V66H98ZM108 64V65H107ZM113 64V65H112ZM187 64V65H186ZM190 66H189V65ZM92 65V66H91ZM106 65V67L104 66ZM194 68H192V66H194ZM111 66L112 69H111ZM189 66V69L187 68ZM197 66V67H196ZM10 67V66H9ZM45 67V68H44ZM101 67V68H100ZM104 67V69L102 68ZM179 67V66H178ZM184 67V68H182ZM47 68V69H46ZM61 68V69H62ZM93 68V69H92ZM96 68V69H95ZM187 68V69H185ZM191 68V69H190ZM109 71H108V70ZM192 69H194L195 71H193ZM21 70V71H20ZM33 70V71H32ZM91 70V71H90ZM100 72H98V71ZM104 73H103V71ZM115 70V71H114ZM183 70V71H184ZM202 70V71H201ZM204 70V71H203ZM23 71V72H22ZM117 71V72H116ZM184 71V72H185ZM192 71L193 72H197L196 74H192ZM221 71V72H220ZM18 72H21V73H18ZM91 72V73H89ZM116 74H115V73ZM24 73V74H23ZM115 75H114V74ZM120 74V76L117 75ZM17 74V75H16ZM67 74V73H66ZM91 74V75H90ZM98 74V75H97ZM24 77H23V76ZM38 78H36L34 80V78L36 76ZM40 75V76H39ZM90 75V76H89ZM117 75V77H115ZM130 75V72L128 71V74L126 73L125 76L126 77H129ZM192 75V76H191ZM203 75V76H202ZM22 76V77H21ZM31 76V77H30ZM34 76V78H33ZM92 76V78H91ZM19 77V78H18ZM43 77V78H42ZM90 77V78H89ZM102 77H106L107 81L105 83L101 82V78ZM121 77L123 79H121ZM227 77V78H225ZM231 77V78H230ZM118 78V79H117ZM199 78V79H198ZM121 79V80H120ZM195 81H194V80ZM19 80V81H18ZM22 80V81H21ZM40 80V81H39ZM49 80V81H48ZM81 80V81H80ZM111 80V81H110ZM28 81V82H27ZM39 81V82H38ZM42 81V83H41ZM85 81L87 82V84H85ZM193 81V82H191ZM19 82V83H20ZM50 82V83H49ZM60 82V83H58ZM92 82V83H91ZM191 82V83H190ZM195 82V83H194ZM30 85H29V84ZM36 83V84H35ZM41 83V84H40ZM117 83V85L115 84ZM71 84V85H70ZM89 84V85H88ZM118 84H119V87H118ZM203 84V85H202ZM29 85V86H28ZM36 85V89L34 88ZM8 86V87H7ZM31 89H29L28 87ZM94 86V87H93ZM111 86V87H110ZM113 86V87H112ZM51 87V86H50ZM69 87H70V90H69ZM90 87V88H89ZM199 87V88H198ZM21 88V89H20ZM28 88V89H27ZM33 88L35 90H33ZM39 88V89H38ZM45 88V89H43ZM88 88V89H87ZM199 90H198V89ZM41 89V91H39ZM43 89V90H42ZM91 89V90H90ZM96 89V91H95ZM112 89V90H111ZM204 89V90H203ZM30 90V92L28 91ZM48 90V91H47ZM121 90V91H120ZM124 90V91H123ZM203 90V92H202ZM20 91V92H18ZM22 91V92H21ZM32 91V92H31ZM37 91V92H36ZM56 93H55V92ZM93 91V92H92ZM113 91V92H112ZM127 91V92H126ZM206 91V93L204 92ZM35 92L37 94H35ZM40 92V94H39ZM99 92V93H98ZM111 92V93H110ZM116 92V93H115ZM16 93V94H15ZM19 93V94H18ZM32 93V96L30 95ZM53 93V94H52ZM124 93V94H123ZM126 93V94H125ZM48 94V95H47ZM116 94V96H115ZM123 94V95H122ZM7 95V96H6ZM42 95H43V98H42ZM113 95V96H112ZM118 95V97H117ZM120 95V96H119ZM130 95V96H129ZM140 95V97L138 96ZM263 95V96H262ZM13 96V97H12ZM16 96V97H15ZM29 96V97H28ZM41 96V97H39ZM52 96V97H50ZM90 96V97H89ZM126 98H125V97ZM46 97V98H45ZM55 97V98H54ZM119 98L121 97L120 99L122 100H125L126 104L124 108H121V107H116L112 104H109L107 99L109 100L110 98ZM124 97V98H123ZM130 97V99H129ZM131 97H133L131 99ZM139 97V98H138ZM144 97V98H142ZM16 98V99H15ZM31 98V99H30ZM41 98V99H40ZM138 98V99H137ZM142 98V99H141ZM161 98V97H160ZM218 98V99H217ZM12 99V100H11ZM28 99V101H27ZM33 99V100H32ZM53 99V100H52ZM64 99V101H63ZM89 99V100H88ZM141 99V100H140ZM232 100L230 102V100ZM258 99V100H257ZM32 100V101H30ZM37 104H36V102ZM48 102H47V101ZM130 100L131 102L134 100V103H139L138 105H135V106H130ZM137 100L139 102H137ZM144 100V101H143ZM224 100V101H223ZM6 101L8 103H6ZM15 101V102H14ZM58 101V102H57ZM71 101V102H70ZM76 101V102H75ZM94 101V102H93ZM106 101V102H105ZM141 101V102H140ZM216 103H215V102ZM218 101V102H217ZM220 101V102H219ZM11 102V103H10ZM21 102V103H20ZM50 102V103H49ZM56 102V103H55ZM62 102V103H61ZM143 102V103H142ZM161 102V103H160ZM257 102V103H256ZM27 103V104H26ZM45 103V104H44ZM48 103V104H47ZM99 103V105H98ZM135 103V104H136ZM163 103V104H162ZM219 103V104H218ZM227 103V104H226ZM229 103V104H228ZM234 103V104H233ZM11 104V105H10ZM15 104V105H14ZM36 104V105H35ZM42 104V105H41ZM103 104V105H102ZM215 104V105H214ZM217 104V105H216ZM252 104V106L250 105ZM8 105V107H7ZM22 105V106H21ZM25 105V106H24ZM50 107L48 108L47 107ZM54 105V106H53ZM56 105V106H55ZM69 105V106H68ZM129 105V106H128ZM143 105V106H142ZM228 105V107H227ZM250 105V107H249ZM12 106V107H11ZM15 106V107H14ZM28 106H29V109H28ZM68 108H67V107ZM105 106V107H104ZM109 106V107H108ZM142 106V107H140ZM222 106V108L220 107ZM224 106V107H223ZM230 106V107H229ZM238 106V108H237ZM248 106V107H247ZM254 106V107H253ZM38 107V108H37ZM133 107V108H132ZM218 107V108H217ZM252 107V108H251ZM7 108V109H5ZM45 108V110H44ZM56 108V109H54ZM69 108L71 110H69ZM127 108H131V109H127ZM149 108V109H148ZM163 108V109H162ZM170 108H172L170 110ZM255 108V109H254ZM5 109V110H4ZM58 109V110H57ZM61 109V111H60ZM99 109V110H98ZM133 109V110H132ZM137 109V110H136ZM139 109V110H138ZM216 111L215 114H214V110ZM250 109V110H249ZM16 110V111H14ZM31 110V111H30ZM57 110V111H56ZM89 110V111H87ZM98 111L99 114H103L104 115V112H106V114L102 117H99L97 116V118L95 117V114H92L91 111ZM126 110V111H125ZM153 110V111H152ZM158 110V111H157ZM175 110V111H174ZM252 110V111H251ZM254 110V111H253ZM8 111H6L5 113H8ZM48 111V112H47ZM53 111V112H51ZM58 111L59 114H58ZM70 111V112H69ZM141 111V112H140ZM174 111V112H173ZM27 112L30 114H27ZM32 112V113H31ZM51 112V113H50ZM56 112V114L54 113ZM77 114H76V113ZM87 114H85V113ZM45 113V114H44ZM51 117H50V115ZM54 113V115H53ZM83 113V114H81ZM90 113V114H89ZM151 113V114H150ZM156 113V114H155ZM174 113V114H173ZM32 114V115H31ZM34 114V115H33ZM61 114V115H60ZM75 114V118L72 117L73 115ZM92 114V115H91ZM145 114V115H144ZM218 114V115H217ZM225 114V115H224ZM230 116H229V115ZM257 116H256V115ZM23 115V116H22ZM24 115H26V118ZM59 115V117H58ZM69 115V116H68ZM81 115V116H79ZM126 115V116H125ZM150 115V116H149ZM154 115V116H153ZM166 115V116H165ZM216 115V116H215ZM223 116L220 117V116ZM37 116V118H36ZM49 116V117H48ZM61 116V117H60ZM66 117V119L64 120V118ZM249 116L251 117V120L249 118ZM56 117V118H55ZM64 117V118H63ZM86 117V118H85ZM108 117V116H107ZM151 119H150V118ZM241 117V119H240ZM245 117V119H244ZM254 117V118H253ZM21 118H24L23 120ZM73 118V119H72ZM82 118V120H81ZM84 118V119H83ZM96 118V119H95ZM100 118V119H99ZM228 119V120H225V119ZM246 118H249V119H246ZM57 119V120H56ZM62 119V120H61ZM74 121H72V120ZM91 119H94L92 120V123H90ZM154 119V120H153ZM174 119V120H173ZM224 119V120H223ZM237 119V120H235ZM60 120V122L58 121ZM97 120V121H95ZM147 120V121H146ZM161 120V121H160ZM172 120V121H170ZM249 123H248V121ZM254 120V121H253ZM260 120V121H259ZM58 121V122H57ZM65 121V122H64ZM71 121V123H70ZM87 124H85L84 123ZM133 121V122H132ZM142 121V122H141ZM149 121V122H148ZM157 121V122H156ZM159 121V122H158ZM177 121H179L177 123ZM226 121V122H225ZM244 121V122H242ZM262 121V122H261ZM174 122V124H173ZM239 122V123H238ZM243 124H242V123ZM247 122V123H245ZM43 123V124H42ZM61 123V124H60ZM74 123V124H73ZM76 123V124H75ZM142 123V124H141ZM165 123V124H164ZM168 123V124H166ZM235 123V124H234ZM252 123V124H251ZM63 124V125H62ZM66 124V125H65ZM69 124V125H68ZM114 124V123H113ZM112 124V125H113ZM144 124V125H143ZM259 124H261L260 126H258ZM40 125V126H39ZM89 125V126H88ZM116 125V124H115ZM115 125L113 126H109V128L111 129H114V131L116 132V129H115ZM165 125V126H164ZM174 125V126H173ZM253 125V126H252ZM167 126V127H166ZM68 127V128H67ZM252 127V128H251ZM154 128V129H153ZM171 128V130H170ZM190 129H192L193 127H188ZM197 127H194L192 130H195ZM246 128V129H245ZM251 128V129H249ZM259 128V129H258ZM68 129V130H67ZM91 129V128H90ZM168 129V130H167ZM189 129V130H190ZM200 129V132L203 133L200 134V132H198ZM258 129V130H257ZM146 130V131H145ZM155 130V131H154ZM192 130H190L191 132H193ZM69 131V132H68ZM254 131V132H253ZM66 132V133H65ZM115 132L112 134L113 136H117L115 134ZM144 132V133H143ZM156 132V133H155ZM159 132V133H157ZM196 135H198V137H201V139L203 140H207L209 141V137L206 133V131L202 128H197L196 131H194ZM193 132V133H194ZM205 132V133H204ZM251 132V133H250ZM205 134V135H203ZM202 135V136H201ZM159 136V137H158ZM204 136L206 138H204ZM124 136H121V138L119 136H117L115 139H114V142H116L118 145H120V143H122ZM253 137V138H252ZM132 138V137H131ZM260 140L258 142V140ZM80 140V141H79ZM125 140H130V136H127V138ZM76 141V143H75ZM79 145H78V143ZM263 141V142H262ZM82 144H81V143ZM75 143V144H74ZM259 145H258V144ZM73 144V145H71ZM3 142L2 140L0 139V146H3ZM253 145V146H254ZM75 146V147H74ZM260 146V148H259ZM13 147V146H12ZM11 147V148H12ZM19 146H17L15 149L18 150ZM72 147V148H71ZM82 147V148H81ZM70 148V149H69ZM74 148V150H73ZM81 148V149H80ZM79 153H78V151ZM82 149L84 150V152L82 151ZM86 149V150H85ZM69 150V151H68ZM76 150V151H75ZM263 150V151H262ZM178 152H180V150L178 149L177 150ZM253 155V160H252V163L250 164L249 166V169H251L250 171L254 174L255 172V177L258 179V182H257V185H256V182L252 180L251 177H248L247 175L244 174V178H246V181L245 179H243L242 181L240 180V192H239V195L241 193H244L243 196L240 197V199L242 198L245 199V201L249 202L246 204V202H241L242 200H240L242 206L244 207V204H245V208L247 210V213H245V208H236L235 209V212L232 213V210H226L227 213L225 214L227 218H230V223H233L231 224V227H233L232 229L235 230L236 232L235 233V236L237 234V237L239 234H245L244 237H245V242L248 244L249 247H256L258 245L257 241H255L253 239V236H264V159L262 160L261 158H259L260 156H257L256 152L254 150H251ZM24 152V151H23ZM23 152H15L16 153V156L13 158L15 159L17 157V155H20L21 153ZM87 152V153H86ZM238 156L240 154V158L235 157V160L238 161V164H240L239 166H241L242 168H244L245 164H242L244 163V159H243V155L242 153H240V151H238ZM255 152V153H254ZM118 154V157L116 156V154ZM81 154V155H80ZM115 154V155H114ZM129 154H132V153H129ZM181 154V152L179 153ZM12 155L11 153L9 154H2L1 151H0V159L2 160V163L0 165V186L4 189H7L8 188V181H4V178H7L8 180L10 181H14V179H20V185L23 186L26 182V186L27 188H29L30 190L32 191H36L34 192L35 195L39 194L36 196V198L38 200H34V204H31L33 206H28V210L25 208L24 212V215H25V219H26V224L28 222L29 223H32L31 221H33V223H40V221L43 219V210L42 208H40L37 204L39 202V200L42 202L44 200H47L49 203H64L62 200L63 198L60 197L61 195L58 193V191H55L57 189H55L56 185L54 184L55 181H53V184L52 186L47 183L45 181V178L43 179L44 175L42 174L41 170L38 169L37 167L35 168V166L33 165V160L30 159L29 156H20L21 158H23L24 160L22 161L21 165L19 166V171L20 172H23L20 174V172H18V166L16 167L13 162L9 161L8 160V156ZM14 155V154H13ZM114 155V158H112ZM120 155V156H119ZM141 155V153L139 154V156ZM83 156V157H81ZM90 158H89V157ZM116 156V157H115ZM3 157V158H2ZM43 157V156H41ZM73 157V158H72ZM88 157V158H87ZM92 157V158H91ZM242 157V158H241ZM262 158L264 156H261ZM86 160H85V159ZM94 158V159H93ZM96 158V159H95ZM117 158V159H115ZM239 158V159H238ZM74 159V160H73ZM91 159V160H90ZM107 159V158H106ZM115 159V160H114ZM15 160H19V159H15ZM79 160H82V161H79ZM84 160V161H83ZM93 160V161H92ZM99 160V161H98ZM33 161V162H32ZM43 161V163H42ZM111 161V163H110ZM116 161H119L118 163ZM243 161V162H242ZM46 164H45V163ZM242 162V163H241ZM82 163V164H81ZM92 163V164H91ZM94 163V164H93ZM102 163V164H101ZM110 163V164H109ZM114 163H116L117 165H115ZM45 164V165H44ZM106 164V165H105ZM109 164V165H107ZM132 164V165H131ZM134 164V165H133ZM53 165V164H52ZM85 165V166H84ZM93 165V166H92ZM99 165V166H97ZM103 165V167H102ZM121 166V168L117 167V166ZM244 165V166H243ZM34 166V167H33ZM44 166V167H43ZM58 166V165H56ZM88 166V167H87ZM95 166V167H94ZM107 166V167H106ZM114 166V167H113ZM117 168H116V167ZM124 168H123V167ZM126 166V167H125ZM95 169H93V168ZM112 167V168H111ZM68 168V170H67ZM78 168V169H77ZM100 170H99V169ZM105 168V169H104ZM111 168V170H110ZM115 168V169H113ZM123 168V169H122ZM140 170H139V169ZM171 168V169H170ZM87 169V170H86ZM91 169V170H89ZM107 169V170H106ZM119 169V171L122 172V174L117 170ZM122 169V170H121ZM136 169V171H135ZM37 170V171H36ZM76 170V171H75ZM89 170V171H88ZM94 170V171H93ZM106 170V171H105ZM116 170V171H115ZM166 170V171H165ZM170 170V171H169ZM244 171L246 170L245 168L243 169ZM36 171V173H35ZM39 171V173H38ZM71 173H70V172ZM103 173H101V172ZM115 171V172H114ZM131 171V172H129ZM139 171V172H138ZM168 171V172H167ZM243 171V172H244ZM2 172H5V173H2ZM54 172V173H53ZM107 172V173H106ZM114 172V173H113ZM119 172V174H117ZM134 172V173H133ZM136 172V173H135ZM141 172V173H140ZM173 172L176 176V178L174 177L173 175ZM248 172V171H247ZM29 173V174H28ZM53 173V174H52ZM80 173V174H79ZM89 173V175H88ZM106 173V174H105ZM109 173V174H108ZM113 173V174H112ZM116 173V175H115ZM139 173V174H138ZM145 173V174H144ZM37 176H36V175ZM101 174V175H100ZM124 174V175H123ZM131 174V176L133 177H129V175ZM137 174V175H136ZM142 174V175H141ZM168 174H170L168 176ZM5 175V176H4ZM41 175V176H39ZM73 175V176H71ZM80 175V176H79ZM92 175V176H90ZM107 177H106V176ZM115 175V176H114ZM123 177H122V176ZM137 177H136V176ZM146 175V176H145ZM165 175V176H164ZM4 176V177H3ZM9 178H8V177ZM19 176V177H18ZM59 176H62V178ZM82 176V177H81ZM110 176V177H109ZM128 176V177H126ZM135 176V177H134ZM140 176V177H139ZM144 176V177H143ZM168 176V177H167ZM246 176V177H245ZM17 177V178H16ZM39 177V178H38ZM71 177V178H70ZM79 177V178H78ZM92 177V178H91ZM104 177V178H102ZM112 177V178H111ZM125 177V179H123ZM139 177V179H138ZM149 177V178H148ZM163 177V178H162ZM167 177V178H166ZM172 177V178H171ZM243 177V175H242ZM12 178V179H11ZM41 178V179H40ZM58 178V179H57ZM74 178V179H73ZM87 178V179H86ZM99 178L102 180L100 181ZM135 178V179H134ZM168 178H171V179H168ZM174 178V180H173ZM178 179H181V180H177ZM39 179V180H38ZM64 180L65 182H60V180ZM117 179V180H116ZM119 179V180H118ZM132 179V180H131ZM134 179V180H133ZM143 180L141 182V180ZM150 179V180H149ZM250 179V180H249ZM15 180V181H16ZM61 180V181H62ZM93 180V181H94ZM124 180V181H123ZM131 180V181H130ZM140 180V181H139ZM169 180V181H168ZM80 181V182H79ZM105 181V183H104ZM132 181H134V183H132ZM146 181V182H145ZM154 181H155V184H154ZM161 181V183L159 182ZM167 181V182H166ZM174 181V182H173ZM180 181V182H179ZM245 181V182H244ZM248 181H251V182H248ZM38 182V183H37ZM47 184H46V183ZM58 182H60L58 184ZM153 182V183H152ZM158 184H157V183ZM173 182L174 184H171ZM254 182V183H253ZM68 183H69V186H68ZM120 183V184H121ZM139 183V184H138ZM149 183V184H148ZM3 184V186H2ZM36 184V185H35ZM81 184V186H80ZM134 184V185H132ZM153 184V185H152ZM160 184L162 185L160 187ZM243 184V185H242ZM254 184V185H253ZM260 184V185H259ZM51 187H50V186ZM137 185V187H136ZM141 186L140 189H138L139 187L138 186ZM171 185V186H170ZM250 185V187H249ZM253 185V186H251ZM257 187H256V186ZM42 186V187H41ZM45 186V187H44ZM48 186V187H47ZM131 186V187H130ZM154 188H153V187ZM263 186V187H262ZM39 187V188H38ZM50 187V188H49ZM136 187V189H135ZM152 187V188H151ZM174 187V188H173ZM244 187V191H242V188ZM249 187V188H248ZM38 188V189H37ZM78 188V189H76ZM248 188V189H246ZM252 188V192H251V189ZM254 188V189H253ZM256 188V189H255ZM259 188V189H258ZM36 189V190H35ZM43 191H42V190ZM52 189V190H51ZM68 189V188H67ZM124 190H127V188H123ZM156 189V190H155ZM172 189V190H171ZM69 190V189H68ZM69 190V191H70ZM134 190V191H133ZM153 190V191H152ZM155 190V191H154ZM249 190V191H248ZM176 191V192H174ZM250 192V193H246V192ZM256 191V192H255ZM144 192V191H143ZM141 192V195H136V196H143L139 197L138 200H141L142 203L144 202V205H145V202L148 203V197L149 195L145 192L143 193ZM173 192V193H172ZM255 192V193H254ZM259 192V193H257ZM9 193H12V191H10ZM55 193V194H54ZM138 193V194H139ZM143 193V194H142ZM172 193V194H171ZM174 193H179L176 197V205H172L170 204V201L172 198L170 197H173ZM252 193V194H251ZM257 193V194H256ZM46 194V195H45ZM59 194V195H58ZM136 194V193H135ZM251 194V195H250ZM53 195V196H52ZM73 195V196H74ZM148 195V197H147ZM172 195V196H171ZM191 195V197H190ZM242 195V194H241ZM253 197L252 199L248 197ZM50 196V197H49ZM146 196V197H145ZM182 196V197H181ZM249 199H246L247 197ZM41 197V198H40ZM257 197V198H256ZM51 200H50V199ZM98 198H99V194H98ZM147 198V199H146ZM182 198V200L180 199ZM54 199V200H53ZM168 199V200H167ZM251 200H252V203H251ZM100 201V199H99ZM128 202V201H127ZM253 202L255 203L253 205ZM259 202V203H258ZM140 203V201L138 202V204ZM146 203V204H147ZM183 203V204H182ZM249 203H251L252 205V208L254 207L257 211V206L259 207L258 208V212H260L261 209V212L263 213H258L256 212V214H253L250 216L249 215V212H254L252 211L253 209H251V205H249ZM258 203V204H257ZM263 203V204H262ZM167 204V205H166ZM37 205V206H36ZM64 205L67 206V204L64 203ZM73 207H72V206ZM69 207L71 208L72 211H75L73 212V214L77 215L79 217H81V219H83V217L80 215V213H82V209L81 207H78L76 206L74 203L71 204ZM75 205V206H74ZM101 205V204H100ZM186 205V206H185ZM249 205V206H247ZM256 205V206H255ZM141 205H139L140 207ZM148 204L146 205V207L144 208H147ZM33 207V208H32ZM75 207V208H74ZM142 207V206H141ZM185 207V208H184ZM38 208V209H37ZM143 208V207H142ZM140 208V210L142 209ZM4 209V210H3ZM76 209V210H75ZM81 209V210H80ZM139 209V208H138ZM251 209V210H250ZM35 210V211H34ZM38 213H37V211ZM8 211V213H7ZM0 259L3 261H9L12 259V257H15L18 253V255H21L22 254V259L25 261H28L30 262V260L32 259V255H38L40 257H42L45 252L47 250L50 249L49 244H47V242H44L45 241V238L46 236L45 235H41V236H44L43 239H41V244H42V248H37L34 250V253L32 252H29L27 250H25L24 253H22L20 250H19V245H18V242H14L12 241L11 238H9V226L7 225H13V226H17L18 225V221L21 222L19 216L21 217V214H19V212L17 214H13V211H11L8 207L5 206L4 208V205H2V208L0 207ZM4 212H6L4 215ZM28 212V213H27ZM80 212V213H78ZM172 212V213H171ZM230 212V213H228ZM244 212V213H243ZM232 213V214H231ZM240 213V214H239ZM242 213L244 214V216L242 215ZM255 213V212H254ZM172 214V215H171ZM239 216H237V215ZM2 215V216H1ZM258 215V216H257ZM5 216V217H4ZM9 219H7L8 217ZM247 216V220L249 218V220H245ZM257 216V217H256ZM260 216V218H259ZM262 216V217H261ZM11 217V218H10ZM29 217V218H28ZM41 219H40V218ZM181 217V218H180ZM240 217L243 221L240 222ZM28 218V219H27ZM259 218V219H258ZM6 219V221H5ZM18 219V220H17ZM24 219V220H25ZM237 219V220H236ZM28 220V221H27ZM39 220V221H38ZM257 221V222H256ZM12 222V224H11ZM8 223V224H7ZM22 223V222H21ZM24 223V221H23ZM242 223V225H241ZM256 223V224H255ZM258 225V226H257ZM7 226V227H6ZM250 226V227H249ZM254 226V227H253ZM256 228V229H255ZM261 228V230H260ZM75 229V228H74ZM76 232L77 234H80L78 232H80L81 228H76ZM151 229V230H150ZM148 228L149 232H150V236L153 237V238H156L158 236H165V235H173L174 237H178L179 239H188L187 241H191L193 242L194 240H192L193 236L190 235V233L185 230H183L182 232V229H175V228H166L164 230L161 231H158V230H155L153 228ZM171 229V231H170ZM259 229V230H258ZM1 230H3L4 234H1ZM7 230V231H6ZM177 230V231H176ZM179 230V231H178ZM169 231V233H168ZM260 231V232H259ZM178 232V233H177ZM181 232V233H180ZM253 232V233H252ZM145 233V232H144ZM252 236H251V234ZM6 235V236H5ZM236 237V238H237ZM248 237H251V240H248ZM9 239V240H8ZM86 242L85 244V247L87 248H84L83 249V252L85 254L86 257H89V258H93V256H97V258L101 261V262H107L109 259V255L110 254H113L114 252H120L122 253L123 257L128 260V259H132V260H135V259H138L136 253L139 252L140 250V247L138 248V246H140L139 242H137L136 240H134V243L137 244L134 245L133 243V240H128V239H122L121 241L118 242V244H116L113 249L111 248H108V250L105 248V246H99L101 248V250L99 249L98 246H94V244L92 243V238H90V236H87L85 238ZM44 240V241H43ZM183 243H185L184 240H182ZM12 242V243H11ZM43 242V243H42ZM124 243V244H123ZM44 244V245H43ZM15 245V247H14ZM18 245V246H17ZM90 245V246H89ZM124 245V246H123ZM161 247H167L169 250H172L173 251H176L177 254H179V257H182L181 258V262L184 263H187V264H191L194 263V260H192V258L187 255V254H182V253H187L186 249H190L189 247L187 248V246L185 244H180L178 246V248H180L181 246V249H178L177 247H173L172 245H169V244H166L165 242L163 243H160L159 244ZM2 246V247H1ZM122 246V247H121ZM127 246V247H126ZM169 246V247H168ZM170 246H172L170 248ZM185 246V247H184ZM191 246H194L191 244ZM98 247V248H97ZM182 247L183 249H185L184 251L182 250ZM90 248V249H89ZM97 250H93V249ZM120 248V249H119ZM164 248V249H165ZM6 249V250H5ZM15 249V250H14ZM124 249V250H123ZM128 249V250H127ZM178 249V250H177ZM85 250V251H84ZM2 251V253H1ZM37 251V252H36ZM92 251V254L96 253L97 255H92L90 252ZM100 252V253H99ZM131 252V253H130ZM179 252V253H178ZM181 252V254H180ZM31 253V254H30ZM90 254V256H89ZM129 257H128V255ZM92 255V256H91ZM100 255V256H99ZM184 255V256H183ZM12 256V257H11ZM30 256V257H29ZM136 256V257H135ZM6 257V258H5ZM25 257V258H24ZM103 257V258H102ZM185 259H184V258ZM191 258L189 260V258ZM260 256H254L253 257V262L255 264L257 263H261L264 261L263 257L261 256V258H259ZM187 259V260H186ZM43 261V258L41 259ZM45 260V259H44ZM187 261V262H186ZM190 261V263H189ZM252 262V263H253ZM46 264L47 262H41V264ZM253 263V264H254ZM0 264H2L0 262ZM48 264V263H47Z\"/></svg>",
	"mask_w": 264,
	"mask_h": 264
},
{
	"label": "built area",
	"instance_id": "obj_3",
	"mask_svg": "<svg viewBox=\"0 0 264 264\" xmlns=\"http://www.w3.org/2000/svg\"><path fill=\"white\" fill-rule=\"evenodd\" d=\"M106 77L101 78L105 83ZM101 199L100 229L103 232L120 231L132 225L131 219L126 215L128 202L125 196H114L106 188L99 190Z\"/></svg>",
	"mask_w": 264,
	"mask_h": 264
}]
</instances>
